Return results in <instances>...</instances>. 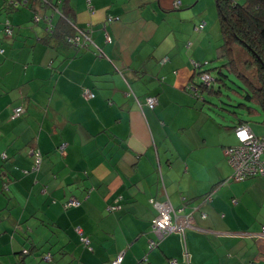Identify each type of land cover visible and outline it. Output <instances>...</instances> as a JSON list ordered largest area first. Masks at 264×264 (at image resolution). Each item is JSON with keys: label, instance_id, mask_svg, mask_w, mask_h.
Masks as SVG:
<instances>
[{"label": "crops", "instance_id": "obj_1", "mask_svg": "<svg viewBox=\"0 0 264 264\" xmlns=\"http://www.w3.org/2000/svg\"><path fill=\"white\" fill-rule=\"evenodd\" d=\"M13 1L0 0V264H264V174L231 178L234 131L196 93L215 0H49L91 28L78 48L44 42L32 16L55 21L53 5ZM151 198L190 221L153 247Z\"/></svg>", "mask_w": 264, "mask_h": 264}, {"label": "trees", "instance_id": "obj_2", "mask_svg": "<svg viewBox=\"0 0 264 264\" xmlns=\"http://www.w3.org/2000/svg\"><path fill=\"white\" fill-rule=\"evenodd\" d=\"M41 3L44 6L53 5L49 0H40ZM12 4H15V1ZM215 4L220 40L214 57L196 65V93L202 101L208 104L211 102L218 108L226 109L221 105H240L248 113H264V0H215ZM53 6L58 7L56 4ZM56 9L59 14L55 21L48 14L34 13L32 16L33 19L38 15V20L43 19L46 23V32L42 37L44 42L64 43L74 48L86 44L85 40L76 44L67 40L76 33L77 28L85 31L86 28H75L69 11L63 7ZM213 60L218 63L211 67L205 66ZM202 75L206 76V79L201 78ZM223 89L226 91L224 94L227 100L220 98ZM205 94H215L221 101L220 105L208 100ZM234 102L236 103L233 104ZM228 110L232 111L234 116L223 123L226 128L234 130L239 125H248L247 120L238 116L235 110ZM262 122L264 123V116ZM25 250L28 252V249Z\"/></svg>", "mask_w": 264, "mask_h": 264}, {"label": "built area", "instance_id": "obj_3", "mask_svg": "<svg viewBox=\"0 0 264 264\" xmlns=\"http://www.w3.org/2000/svg\"><path fill=\"white\" fill-rule=\"evenodd\" d=\"M87 4L90 5V0H87ZM179 2H176L178 5ZM40 16L35 15L33 19L37 21ZM45 17V19H47ZM204 22L201 21L197 27L200 29L203 27ZM90 27L85 30H81L77 28L76 33H74L67 40L72 43H81L82 41H91L90 38ZM3 32L5 35L10 36L12 33L11 25L8 20L5 21ZM3 49L0 48V52ZM201 78L206 79V76L202 75ZM82 94L85 97L93 96V93L86 87L83 88ZM145 103L148 107L153 108L157 104V98L154 95H147L145 97ZM24 111V107L22 105H17L12 109L11 116L15 117L20 115ZM234 135L237 140L235 144L227 145L223 147V153L227 162L230 164L232 168L231 178L233 180L239 181L247 177H252L256 175L264 174V134L256 135L252 129L246 125L242 124L235 127ZM66 146L65 142H61L59 145L60 151H63ZM33 155V165L32 169H37L41 160V154L36 149H31ZM151 204L156 209V213L151 221L150 231L155 235V237L149 238V246H156L158 240L174 231H181L182 225H189L190 221L186 218L182 223H173L172 217L176 216V210L167 202V201H159L154 198L150 199ZM80 200L75 197H70L64 203L67 206H75L79 205ZM119 204L109 205L107 208L112 210L119 208ZM182 210V207L180 209ZM202 216L204 213H201ZM79 233L81 232L80 228L77 226L75 228ZM260 234L264 235V224L261 226ZM85 242H88L87 238L81 237ZM184 257L187 256V253H183ZM48 257V256H47ZM122 259V255H118L114 260H112L109 264H119ZM176 260L174 258L169 259L170 264H175Z\"/></svg>", "mask_w": 264, "mask_h": 264}, {"label": "rangeland", "instance_id": "obj_4", "mask_svg": "<svg viewBox=\"0 0 264 264\" xmlns=\"http://www.w3.org/2000/svg\"><path fill=\"white\" fill-rule=\"evenodd\" d=\"M218 61L213 60L210 61L208 64H206V67H211L217 64ZM213 64V65H212ZM223 94L220 96L221 100H227L225 96V90L223 89ZM206 98L210 101L216 102L217 105H220L219 98L215 94H205ZM209 101V102H210ZM200 102L204 107H209V109H205L206 111L210 112L211 116H215L221 123H226L230 118H233L234 113L228 109L235 110L238 114V116L244 117L249 127L252 129V131L256 135H262L264 134V123L262 122L264 113L262 111H259L258 113L255 112L253 114L248 113L246 109L243 106L240 105H221L225 107L226 109L218 108L216 105L211 104V102L208 104L200 99ZM200 103V105H201ZM234 102L233 104H235Z\"/></svg>", "mask_w": 264, "mask_h": 264}, {"label": "water", "instance_id": "obj_5", "mask_svg": "<svg viewBox=\"0 0 264 264\" xmlns=\"http://www.w3.org/2000/svg\"><path fill=\"white\" fill-rule=\"evenodd\" d=\"M23 251H24L25 253H27L25 249H24Z\"/></svg>", "mask_w": 264, "mask_h": 264}]
</instances>
